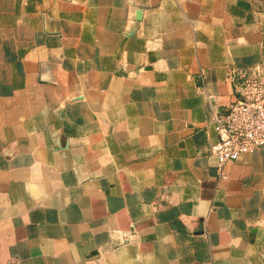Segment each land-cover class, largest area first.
I'll return each mask as SVG.
<instances>
[{"label":"crops","instance_id":"1","mask_svg":"<svg viewBox=\"0 0 264 264\" xmlns=\"http://www.w3.org/2000/svg\"><path fill=\"white\" fill-rule=\"evenodd\" d=\"M259 71L264 0H0V264H264Z\"/></svg>","mask_w":264,"mask_h":264},{"label":"built area","instance_id":"2","mask_svg":"<svg viewBox=\"0 0 264 264\" xmlns=\"http://www.w3.org/2000/svg\"><path fill=\"white\" fill-rule=\"evenodd\" d=\"M214 131L210 150L219 164L264 145V71L245 79L239 97L216 116Z\"/></svg>","mask_w":264,"mask_h":264}]
</instances>
